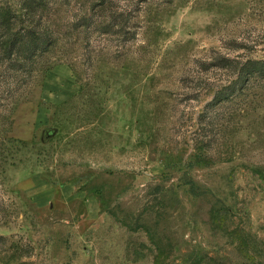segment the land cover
I'll return each mask as SVG.
<instances>
[{"label":"rangeland","instance_id":"rangeland-1","mask_svg":"<svg viewBox=\"0 0 264 264\" xmlns=\"http://www.w3.org/2000/svg\"><path fill=\"white\" fill-rule=\"evenodd\" d=\"M262 57L250 0H0V264H264Z\"/></svg>","mask_w":264,"mask_h":264},{"label":"trees","instance_id":"trees-1","mask_svg":"<svg viewBox=\"0 0 264 264\" xmlns=\"http://www.w3.org/2000/svg\"><path fill=\"white\" fill-rule=\"evenodd\" d=\"M250 3L254 5L260 15H264V0H250ZM238 76L237 82H244L250 75H264V57L262 58H249L246 60H240L237 64ZM221 95L215 94V98Z\"/></svg>","mask_w":264,"mask_h":264},{"label":"crops","instance_id":"crops-1","mask_svg":"<svg viewBox=\"0 0 264 264\" xmlns=\"http://www.w3.org/2000/svg\"><path fill=\"white\" fill-rule=\"evenodd\" d=\"M59 68H60L61 70H63L62 66L56 67V69H59Z\"/></svg>","mask_w":264,"mask_h":264}]
</instances>
